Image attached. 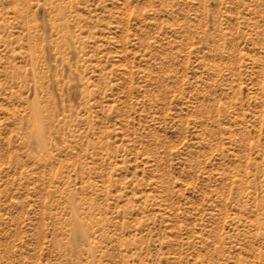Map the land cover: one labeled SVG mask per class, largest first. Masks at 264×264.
Wrapping results in <instances>:
<instances>
[{
    "label": "rangeland",
    "instance_id": "rangeland-1",
    "mask_svg": "<svg viewBox=\"0 0 264 264\" xmlns=\"http://www.w3.org/2000/svg\"><path fill=\"white\" fill-rule=\"evenodd\" d=\"M0 264H264V0H0Z\"/></svg>",
    "mask_w": 264,
    "mask_h": 264
}]
</instances>
